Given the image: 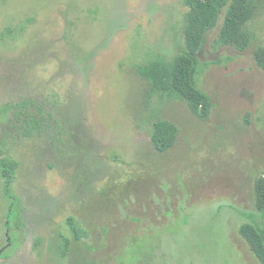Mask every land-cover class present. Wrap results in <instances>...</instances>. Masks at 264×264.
Here are the masks:
<instances>
[{"label":"rangeland","instance_id":"374dc122","mask_svg":"<svg viewBox=\"0 0 264 264\" xmlns=\"http://www.w3.org/2000/svg\"><path fill=\"white\" fill-rule=\"evenodd\" d=\"M248 6L229 45L227 6L195 56L204 121L139 72L187 54L184 0H0V110L34 100L59 125L20 139L0 121L27 210L13 249L0 174V264H262L241 234L264 235V0ZM160 120L178 129L167 153Z\"/></svg>","mask_w":264,"mask_h":264},{"label":"trees","instance_id":"16d2710c","mask_svg":"<svg viewBox=\"0 0 264 264\" xmlns=\"http://www.w3.org/2000/svg\"><path fill=\"white\" fill-rule=\"evenodd\" d=\"M249 0H184L190 9L185 17L183 35L187 54L168 60L153 55L144 67L139 69L142 77L149 80L153 87L169 100L185 102L191 112L201 120H208L212 112V100L203 92L195 76V56L202 49L206 35L216 26L219 16L227 6V14L216 44L227 46L237 31L238 23L245 21L249 14ZM4 38L0 35V39ZM264 69V62L260 64ZM0 121L6 122L16 138L28 139L36 134L50 133L59 128L51 113L34 100L4 105L0 110ZM9 135L0 144V174L6 180V198L9 201L7 230L11 247L18 246V238L25 229L26 208L21 198L12 192L21 163L11 154ZM178 129L167 120L154 124L152 142L159 153H167L176 144ZM257 206L264 212V179L258 181ZM241 234L250 245L253 253L264 264V235L253 225L241 228ZM13 243V244H12ZM9 256H6L8 258Z\"/></svg>","mask_w":264,"mask_h":264}]
</instances>
